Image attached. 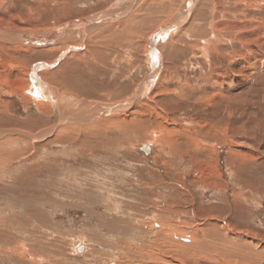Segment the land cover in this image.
Returning <instances> with one entry per match:
<instances>
[{"label":"rangeland","instance_id":"374dc122","mask_svg":"<svg viewBox=\"0 0 264 264\" xmlns=\"http://www.w3.org/2000/svg\"><path fill=\"white\" fill-rule=\"evenodd\" d=\"M135 1L0 0V264H264V0ZM108 103L123 147L68 121Z\"/></svg>","mask_w":264,"mask_h":264},{"label":"bare ground","instance_id":"6f19581e","mask_svg":"<svg viewBox=\"0 0 264 264\" xmlns=\"http://www.w3.org/2000/svg\"><path fill=\"white\" fill-rule=\"evenodd\" d=\"M5 1V0H4ZM127 1V0H126ZM132 2H130L129 4H128V6L125 8V10H124V8H122V6H119L120 7V9L119 10H121V13H119L118 14V16L120 15V16H123V15H125V14H128V13H130L131 11H132V9L135 7V6H137V3H136V1L135 0H131ZM216 0H211V2H212V4H213V6H215V8H216V10L219 8L218 6H216V2H215ZM230 1V0H229ZM229 1H226V0H222V2H224V3H226V4H228L227 2H229ZM197 3H199L200 1L198 0V1H196ZM202 2V1H201ZM172 3V2H171ZM230 4V3H229ZM202 5V4H201ZM232 5V4H231ZM162 7V6H161ZM178 7V6H177ZM221 7V6H220ZM116 8H118V7H116ZM150 8V7H149ZM154 8V7H153ZM199 9V8H198ZM211 9V8H210ZM139 10V9H138ZM137 10V11H138ZM153 10V9H152ZM156 10V9H155ZM174 10V9H173ZM221 10V9H220ZM111 11V10H110ZM145 11V10H144ZM161 11V10H160ZM165 11V10H164ZM190 11L191 10H189V13H190ZM209 11V10H208ZM211 11H213V13L215 12L214 11V7L211 9ZM82 12V11H81ZM147 12V11H146ZM153 12V11H152ZM151 12V13H152ZM166 12V11H165ZM164 12V13H165ZM218 12V11H217ZM116 13V12H115ZM135 11H133V12H131V14H132V16H135ZM154 13V12H153ZM192 13V12H191ZM190 13V14H191ZM204 13V12H203ZM218 13H221V15L223 14V13H225L224 11H219ZM218 13H216V14H218ZM114 14V13H113ZM112 14V15H113ZM150 14V13H149ZM159 14V13H158ZM162 14V13H161ZM206 14H208V12L206 13ZM137 15V14H136ZM219 15V17H220V14H218ZM174 16V15H173ZM210 16H211V21H210V23H208L209 24V26L211 27V29H212V31H211V37H210V39H206V40H204V44H205V47L204 46H200V47H202V49H201V51L203 52V54L207 51V49H206V47L209 45V43L211 42V43H219L222 39H223V37L225 36V34H224V31H222L221 29H222V21L221 22H217L216 21V19H215V17H216V15H214V16H212V14H210ZM224 16V15H223ZM228 16V15H227ZM110 17V16H109ZM146 17V16H145ZM201 17H203V16H199L198 18H201ZM106 18V17H105ZM129 18H131L130 16H129ZM152 18V17H151ZM154 18V17H153ZM207 18V17H206ZM109 18H106V20H108ZM180 17H178L177 18V20H176V22L178 23V25L180 24L179 23V21H180ZM190 19V18H189ZM196 19H197V17H196ZM217 19H218V17H217ZM104 20V18H89V19H85V20H83V21H81L80 23H76V26H77V28L78 29H80V30H84V31H86V30H90L91 28H95L98 24H103V21ZM110 20H112V19H110ZM116 20V19H115ZM194 20V19H193ZM192 20V21H193ZM201 20V19H200ZM205 20V19H204ZM227 20V19H226ZM123 21V20H122ZM199 21V20H198ZM223 21H225L224 19H223ZM228 21V20H227ZM114 22H116V21H114ZM144 22V21H143ZM145 22H146V20H145ZM176 22H172V23H176ZM201 22V21H200ZM94 23V24H93ZM150 23V22H149ZM196 23V22H195ZM198 23V22H197ZM13 24V23H12ZM12 24H11V21L9 22V21H3L2 22V24H0V25H2L1 26V28H0V32H4V33H6V34H8L9 36H15L14 38H20V40H22V37H23V35L24 34H27L26 33V30L25 31H23V30H14V29H10V28H12ZM118 24V23H117ZM140 24V23H139ZM187 24V23H186ZM200 24H202V23H200ZM74 25V24H73ZM73 25L72 26H70V28L71 27H73ZM114 25H115V23H114ZM121 25H122V23H121ZM151 24H149V26H150ZM107 26V25H106ZM132 26V25H131ZM140 26V25H139ZM153 26V25H152ZM110 27V26H109ZM122 27V26H121ZM130 27V26H129ZM198 27V26H197ZM207 27V26H206ZM76 28V27H75ZM114 28H116L115 26H114ZM118 28V27H117ZM203 28V27H202ZM66 29V28H65ZM109 29H111V27L110 28H108V29H106V30H109ZM132 29V28H131ZM177 29V28H176ZM224 29V28H223ZM64 30V29H63ZM124 30V29H123ZM141 30H142V28H141ZM171 30H172V28H171ZM183 30V29H182ZM143 31V30H142ZM196 31V30H195ZM28 32V31H27ZM61 32V31H60ZM81 32V31H80ZM136 32V31H135ZM175 32V31H174ZM184 32V31H183ZM199 32V31H198ZM55 33H57V34H59V31H56ZM63 33V32H62ZM86 32H84L83 33V35L85 34ZM90 33V32H89ZM99 33V32H98ZM97 33V34H98ZM102 33V32H101ZM103 33H105V31H103ZM122 33V32H121ZM187 33V32H186ZM235 33H237V32H235ZM29 34V33H28ZM27 34V35H28ZM31 34V33H30ZM45 34V33H44ZM87 34V33H86ZM117 34V33H116ZM131 34H133V33H131ZM131 34H130V36H131ZM135 34V33H134ZM133 34V35H134ZM35 35L36 34H31V36H33V38H35L36 40H34L36 43H40V41H38L37 39L38 38H36L35 37ZM51 35L52 36H55L56 34H53V33H51ZM50 35V36H51ZM29 36V35H28ZM43 36H45L46 37V35H43ZM48 36H49V34H48ZM1 37H2V35H1ZM42 37V36H41ZM45 37H43V39L45 38ZM17 38V39H18ZM92 38V37H91ZM222 38V39H221ZM29 40V39H28ZM28 40H27V37H26V41L28 42ZM163 40H165V39H163ZM228 40H230V39H228ZM23 42H26L24 39L22 40ZM21 41V42H22ZM103 41H105V40H103ZM197 41H198V39H197ZM44 42H42V44H43ZM19 44V43H18ZM20 44H22V43H20ZM138 44V43H137ZM166 44V43H165ZM133 45V44H132ZM153 45L154 46H157L156 45V42H154L153 43ZM152 45V46H153ZM158 47H159V45H158ZM74 49V48H73ZM87 50V52H86V54H83L84 56L85 55H92L91 53H90V51H91V48L90 47H87L86 48ZM152 49H154V48H152ZM160 49V48H159ZM155 50H156V48H155ZM154 50V52H151L150 54H151V56H153V57H155V56H157L156 54L158 53H156V51ZM177 51V50H176ZM91 52H93V51H91ZM99 51H97V50H95L94 49V53H98ZM155 55V56H154ZM152 58V57H151ZM149 59H150V57H149ZM169 61V60H168ZM176 62V61H175ZM172 63V62H171ZM159 64V63H158ZM159 66V65H158ZM170 66V65H169ZM40 67V66H39ZM69 67H71L70 68V70L71 71H75L76 69H74L73 67H72V65H70ZM41 68V67H40ZM69 69V68H68ZM38 70V69H37ZM66 71V70H65ZM30 72V71H29ZM63 72V71H62ZM164 72V71H163ZM168 74V73H167ZM68 75V74H67ZM74 75V74H73ZM63 76H65V75H63ZM76 76H77V74L75 75V77L74 78H72V77H70V78H68V80H69V82H71V84H76V83H74V79L76 80ZM246 76H247V74H246ZM48 77V76H47ZM62 77V76H61ZM68 77V76H67ZM80 77H82L81 76V74H80ZM154 77H156V76H154ZM172 77V76H171ZM30 80H31V84H30V86H29V88H28V90L27 89H25L24 91H23V95L24 96H28V97H25V99L26 100H31V97L30 96H32L34 99H35V103L37 104V105H39L40 107L42 106L44 109L43 110H47V108H49V105H48V100L50 99V101H53L54 100V98L56 99V90L54 89V88H52V86H50V84H48V83H46V82H42L40 79V77L38 78L37 77V75H35V74H33V73H30ZM60 78V77H59ZM179 78V77H178ZM157 79V78H156ZM169 79V78H168ZM244 81H246V77L244 76ZM86 80V79H85ZM153 80H154V78H153ZM61 81V80H60ZM77 81H79V80H77ZM205 81V80H204ZM210 81V80H209ZM209 81L207 82L206 81V85H204L203 83H197L196 85H198V86H200V87H204V88H209L211 85H208V83H209ZM202 82V81H201ZM215 82V81H214ZM241 82H243V81H241ZM213 83V82H212ZM152 84V83H151ZM150 84V85H151ZM210 84V83H209ZM45 87H48L49 89H50V94L48 95L47 93H44L45 92ZM63 87V86H62ZM65 87V86H64ZM70 87H71V85H70ZM17 88V87H16ZM21 88V87H20ZM66 88V87H65ZM69 88V87H68ZM52 89V90H51ZM60 89H61V87H60ZM67 89V88H66ZM65 89V91H67ZM15 90V89H14ZM12 91V90H11ZM19 91V90H18ZM71 92V91H70ZM114 93H116V91H114ZM13 94V93H12ZM45 94V95H44ZM46 94H47V96H46ZM59 94V93H58ZM67 97H64V98H66L65 100H67V98L69 99V98H71L72 100L74 99V100H76V99H78L77 97H75L74 95H69L68 93H64ZM110 95V94H109ZM60 96V95H59ZM58 96V97H59ZM60 98V97H59ZM83 99V98H82ZM73 100V101H74ZM55 101V100H54ZM53 101V102H54ZM138 100L135 98V102H137ZM29 102V101H28ZM56 102V101H55ZM54 102V103H55ZM134 102V101H133ZM85 102H82L81 104H84ZM91 103V102H90ZM74 105H75V103H73ZM51 106V105H50ZM54 106V105H53ZM62 106V105H61ZM87 106V105H86ZM95 106V105H94ZM93 106V107H94ZM125 106H127V104L126 103H118V104H116V105H112V104H105L103 107H101L99 110H97V108H94V110H92V111H90V112H86L84 115L83 114H81V112H82V110H80L79 112L77 111L76 112V110H75V107L74 108H72V109H70L69 110V112H70V118L68 119V121H70L71 120V122L73 123V122H79V125H78V127L80 126V124H81V126L80 127H82V128H85V129H93V131H95L94 133L97 135V132H103L104 130H106V129H109V127L110 128H115V132H117V133H120V134H117V137H116V140H117V145H119V146H122L123 147V145L122 144H120L119 143V140H121L123 137V135H125L126 134V130L125 129H122V126H121V123H123L122 122V120L120 119V118H122L123 116H121L122 114H120L119 115V113H120V111H122V110H124V107ZM55 107V106H54ZM80 107H81V105H80ZM89 107L90 106H88V109H89ZM97 107H99V106H97ZM50 109V108H49ZM55 109V108H54ZM67 109V108H66ZM114 109V110H113ZM56 110L58 111L57 112V114L60 116L59 118H61V117H64L63 115H60L61 114V110H60V108H56ZM86 111V110H85ZM89 111V110H88ZM44 112V111H43ZM114 112H119L118 114L116 113V114H114ZM113 113V117H111V115H109V114H112ZM96 115V116H95ZM103 115V116H102ZM117 115L118 116H120V117H117ZM93 116V118H92V120H90V117H92ZM95 116V117H94ZM100 118H102L103 119V121H101L100 120ZM64 121H67V118H64L63 119ZM121 120V121H120ZM103 122V123H102ZM97 128V129H96ZM75 129V128H74ZM118 130V131H117ZM21 132V131H20ZM45 133V132H44ZM43 133V134H44ZM47 133V132H46ZM49 134V133H48ZM120 135V136H119ZM48 136V135H47ZM35 137H37V136H35ZM110 142V141H109ZM116 142V141H115ZM108 143V142H107ZM111 143V142H110ZM7 145V144H6ZM130 145H131V143H130ZM111 146V145H110ZM113 146V145H112ZM109 148V147H108ZM107 148V149H108ZM1 150H0V156H1V151H2V148H0ZM6 149V148H5ZM76 150H77V148H76ZM23 151V150H22ZM73 151V150H72ZM74 152H75V150H74ZM78 153V152H77ZM127 157V156H126ZM70 158V157H69ZM72 159V158H71ZM77 159V158H76ZM106 160V159H105ZM159 160V159H158ZM161 161V160H160ZM118 165V164H117ZM0 167H1V165H0ZM9 166L6 168V171H7V174H8V176H10L11 175V172H8L9 170ZM15 169H16V167H15ZM27 172V171H26ZM1 173V172H0ZM4 173V172H3ZM72 173V172H71ZM115 174V173H114ZM113 174V175H114ZM119 175V174H118ZM7 177V176H6ZM13 177V176H12ZM24 177V176H23ZM15 180V179H14ZM12 186V185H11ZM119 186V185H118ZM122 190V189H121ZM122 192V191H121ZM124 192V191H123ZM120 193V192H119ZM124 196V195H123ZM115 197V196H114ZM25 198V197H24ZM111 198V197H110ZM25 212V211H24ZM2 221V220H1ZM138 222V221H137ZM137 224V223H136ZM135 224V225H136ZM141 224V223H140ZM6 225V224H5ZM11 225V224H10ZM139 225V224H138ZM142 225V224H141ZM140 225V226H141ZM139 226V227H140ZM141 230V229H140ZM142 230H144V229H142ZM2 231V230H1ZM8 233V232H7ZM142 234V233H141ZM22 235V234H21ZM195 239V238H194ZM24 240V239H23ZM14 241V240H13ZM188 243V242H187ZM189 246V245H188ZM191 249V248H190ZM161 252V251H160ZM211 253V252H210Z\"/></svg>","mask_w":264,"mask_h":264}]
</instances>
